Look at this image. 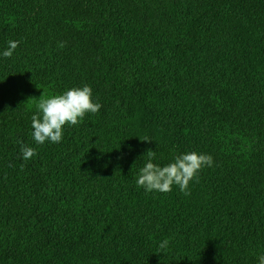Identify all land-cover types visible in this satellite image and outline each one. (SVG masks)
I'll use <instances>...</instances> for the list:
<instances>
[{"label":"trees","instance_id":"16d2710c","mask_svg":"<svg viewBox=\"0 0 264 264\" xmlns=\"http://www.w3.org/2000/svg\"><path fill=\"white\" fill-rule=\"evenodd\" d=\"M9 40L20 43L4 57ZM84 84L99 112L36 144L39 100ZM20 141L37 155L24 160ZM149 149L161 166L187 151L214 164L188 196L146 192ZM262 253L264 0H0V264Z\"/></svg>","mask_w":264,"mask_h":264},{"label":"clouds","instance_id":"9594fccd","mask_svg":"<svg viewBox=\"0 0 264 264\" xmlns=\"http://www.w3.org/2000/svg\"><path fill=\"white\" fill-rule=\"evenodd\" d=\"M19 43L18 40H9L8 47L2 55L11 57ZM64 46L65 42H59V48ZM101 107L98 100H93L92 88L88 84L70 87L61 93L41 98L36 104V111L31 116L32 139L36 144H44L46 141L59 143L63 139L65 125L76 126L81 123L86 113L97 114ZM140 139L146 142L152 140L147 135ZM19 143L24 160L37 155L34 147L22 141ZM144 154L147 156V161L139 169L136 185L146 192L167 193L175 185L178 186L180 192L188 196L191 194L190 182H199V172L214 164L210 154L197 151L174 154L171 161L163 166L153 162L156 156L155 151L149 149ZM8 166L13 167L11 163ZM168 245L169 240L164 239L158 246L163 250ZM258 264H264V253L258 255Z\"/></svg>","mask_w":264,"mask_h":264}]
</instances>
